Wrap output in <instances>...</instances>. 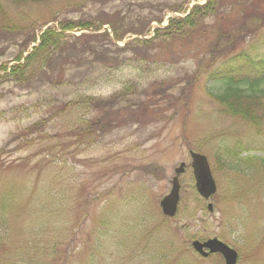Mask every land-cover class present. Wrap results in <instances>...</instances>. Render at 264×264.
<instances>
[{
  "label": "rangeland",
  "instance_id": "obj_1",
  "mask_svg": "<svg viewBox=\"0 0 264 264\" xmlns=\"http://www.w3.org/2000/svg\"><path fill=\"white\" fill-rule=\"evenodd\" d=\"M216 1L214 14L199 22V30L175 40L168 50L160 48L158 37L136 48L145 59L140 62L125 49L128 43L136 47L130 42L142 37L131 26L152 20L144 36L150 40L156 26H165L169 17H183L207 0H0V65L7 67L13 57H24L31 49V32L37 39L40 30L59 21L113 20L122 22L123 33L107 52L99 53L100 37L74 39L99 34L109 24L98 31H66L68 39L93 52L87 58L89 67L76 63L72 66L78 68L63 77L53 71L52 83L36 77L29 86L0 83V201L10 194L11 241L17 244L38 231L48 243L54 220L50 208L43 211L38 204H46L40 195L45 197L60 182L65 191L59 197L66 202L61 235L67 240L72 236L66 264H90L92 253L94 264H224L219 254L202 258L191 247L194 239L212 237L237 251L236 264H264V171L254 161L253 167L232 169L239 158L264 157V123L256 128L228 114L215 100L224 81L207 78L241 49L248 53L243 70H249L250 58L264 54V0ZM98 59L120 65L99 70L100 63L94 62ZM51 64L56 69L58 59ZM75 94L101 102L119 94V104L127 109L122 121H116L121 126L88 136L83 143L74 132H66L72 125L66 114L48 119L50 108ZM43 119L48 121L39 130L24 136V128ZM228 148L237 156L229 157ZM190 150L208 160L216 184L208 200L195 189ZM181 162L186 167L178 177V209L175 216L166 217L159 202ZM32 194L37 201L33 198L35 204L28 208ZM40 219L44 225H39ZM24 252L22 264H31L39 255L32 248ZM38 257L41 263L46 260Z\"/></svg>",
  "mask_w": 264,
  "mask_h": 264
},
{
  "label": "trees",
  "instance_id": "obj_2",
  "mask_svg": "<svg viewBox=\"0 0 264 264\" xmlns=\"http://www.w3.org/2000/svg\"><path fill=\"white\" fill-rule=\"evenodd\" d=\"M18 1L37 3L41 0ZM216 7V0H207V2L202 5L195 4L185 16L170 17L167 25L164 27H155L152 39H132L130 43L136 45V47L129 46L128 43L125 49L128 47L132 50L137 61L144 62L145 59L138 54L136 48L151 45L153 39L158 37L160 38V48L161 45H163L162 49L168 50L175 40L184 38L190 31L199 30L201 27V25L198 26L199 22L203 21V18L214 14ZM2 9L0 5V14L2 13ZM115 13H117V11ZM3 18H7L4 12ZM100 21L101 20L95 22V24L86 21H59L56 26H49L44 30H40L37 42L35 41L37 40L34 37L35 34L31 32L32 36L30 40L31 42H36V44L31 47L24 57L21 56V53L19 56L13 57L11 59V62L12 60L14 61L12 65L8 67L7 63L0 65V83L14 82V84L16 83L18 86H29L33 77H36L37 80H43L45 83H52L53 78L56 77L53 75V71H57V74L63 77L65 72L70 73L75 68H78H73L72 66L76 63L89 67L90 65L88 64L87 58L93 52H91L85 44L79 45L74 41H78L86 36L100 37L101 40L96 46V50L99 53H104L108 51V46L114 45L113 39L120 40L123 36V33L119 32L122 22L113 20H109L108 22ZM151 21L148 20L146 25L131 26L130 29L133 30L132 32L136 35H146L149 32L148 25ZM157 22H161V19H157ZM104 24H109L113 35L112 37L108 35L106 30L93 35L80 34L75 37L74 41L68 39V34H66V31L82 29L98 31ZM133 24L138 25L135 22ZM231 31L235 33V30ZM224 33L225 32L222 30L221 34ZM231 36L232 33H230L228 37ZM23 45L27 47L29 42L27 41ZM24 48L23 46V49ZM247 57L248 53L245 52L244 49H241L237 53L226 57L217 66L216 70H213L207 75V78L214 82L219 80L224 81L225 87L215 95V100L220 105H223L228 114L240 117L252 126L259 128L264 123V106L261 101L264 99V86H260L262 83L264 84V54L257 59L250 58L249 70H243V58L246 59ZM56 58L58 59V67L54 69L51 63ZM94 62L100 63L99 70L102 68L114 69L120 65L112 61L106 64V62H100L99 59L96 61L94 60ZM92 69V67L89 68L90 71ZM60 80L62 79L55 80L53 83H58ZM84 83L87 84V80H84ZM119 94L110 96L109 99L104 102H101L100 99L92 95L75 94L66 100H62L59 105L50 108L52 115H50L48 119L66 114L69 120L72 119V125L67 128L66 132H74V135L85 143L84 141H86L88 136L94 137V134L99 136L104 135L121 126L117 125L116 121H122V112L127 109L126 106L119 104V100L123 101ZM99 109L100 111H98ZM96 112H98V115H96ZM129 117L130 119L134 117V113L130 112ZM48 119L34 122L24 128V136L39 130L42 126V122H47ZM233 151L234 149L228 148L227 153L229 157L237 156ZM237 161L236 163L238 165L236 163L232 165V169L236 171L243 170L244 168H241L242 165L249 168L253 167V161L260 164V167L264 171V157L262 156H246L244 158H239ZM239 163H241V165H239ZM55 185L57 188L55 189L53 186L50 193H45V197L39 194L47 203H37L38 208L43 209V211L47 207L50 208L51 217L52 220H54V223L51 225L52 233L49 235L48 243L42 241L41 238L38 237V231H32L24 240L17 244L11 241L9 231L10 219L7 213L12 206V202L10 201V194L4 195L2 201H0V257L6 255L7 258L4 260L0 258V264H22L23 255L25 254L24 250L27 248H32L34 251L35 249L38 250V256H43L46 259L44 263H41V257L36 255L31 264H66L67 255H69L70 252L68 249L69 241L72 240V236L67 240L61 235L64 231L61 229V226L64 225L66 219L64 213L66 202L59 196L63 194L65 188L60 182ZM33 198L37 201V197L30 195L27 205L28 208H33L35 204ZM48 199L50 200L48 201ZM44 215L42 217H44ZM49 215L50 214L46 213L47 217H49ZM39 225H44V220L40 219ZM35 243L39 247H37ZM104 243L105 242H102V244ZM97 247H99L98 239ZM94 261L95 253H92L89 262L90 264H94Z\"/></svg>",
  "mask_w": 264,
  "mask_h": 264
},
{
  "label": "water",
  "instance_id": "obj_3",
  "mask_svg": "<svg viewBox=\"0 0 264 264\" xmlns=\"http://www.w3.org/2000/svg\"><path fill=\"white\" fill-rule=\"evenodd\" d=\"M191 157V168L195 179V188L198 194L208 199L216 191L215 181L211 175L206 157L202 154L189 152ZM184 163H180L174 169L175 175L171 179V188L167 195L160 200L162 213L167 217H173L177 211L179 201V181L178 175L184 171ZM208 210H212V204L208 203ZM193 250L201 257H208L210 254L218 253L222 256L224 264H236L238 254L235 249L213 237L206 240H193L191 243Z\"/></svg>",
  "mask_w": 264,
  "mask_h": 264
}]
</instances>
